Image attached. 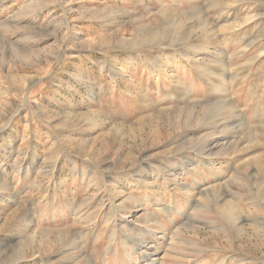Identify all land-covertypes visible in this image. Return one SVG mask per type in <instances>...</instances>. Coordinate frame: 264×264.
<instances>
[{
	"label": "rangeland",
	"instance_id": "374dc122",
	"mask_svg": "<svg viewBox=\"0 0 264 264\" xmlns=\"http://www.w3.org/2000/svg\"><path fill=\"white\" fill-rule=\"evenodd\" d=\"M0 264H264V0H0Z\"/></svg>",
	"mask_w": 264,
	"mask_h": 264
},
{
	"label": "bare ground",
	"instance_id": "6f19581e",
	"mask_svg": "<svg viewBox=\"0 0 264 264\" xmlns=\"http://www.w3.org/2000/svg\"><path fill=\"white\" fill-rule=\"evenodd\" d=\"M262 157V156H261ZM260 163V162H259ZM206 192V191H205ZM223 206V210L225 211V213H223L222 215H223V217H224V219H226L227 221H231L232 219H233V212L232 211H230V206H229V204H227V203H225V204H223L222 205ZM229 208V209H228Z\"/></svg>",
	"mask_w": 264,
	"mask_h": 264
}]
</instances>
